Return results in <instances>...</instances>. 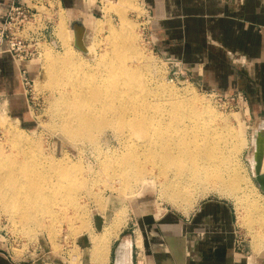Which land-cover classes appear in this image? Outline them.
Masks as SVG:
<instances>
[{
    "label": "rangeland",
    "instance_id": "374dc122",
    "mask_svg": "<svg viewBox=\"0 0 264 264\" xmlns=\"http://www.w3.org/2000/svg\"><path fill=\"white\" fill-rule=\"evenodd\" d=\"M77 1L79 9L83 12L75 10L74 1L70 0H66V3L63 1L62 8L57 11V17H54L57 37L51 45L43 49L41 58L36 60L33 66L30 64L32 70L30 78L33 82L26 90L20 89L19 105L12 107L8 97L0 98V104L4 103L5 109L4 114L0 110V157H8L9 161H12L13 156L16 155L14 151L16 147H20V150L28 149L31 157L21 152V159H30L38 170L45 173V182H50L52 185L50 190L64 188L68 191H76L77 208L73 209L69 206L62 210L58 218H55L56 221L44 218L41 220L42 224H39L38 218L34 217L24 229L20 226L22 221L17 215H9L0 206V250H8L17 259L29 260L39 255L38 249H42L45 261L77 264L79 252L76 247V237L90 227L93 215L114 216L112 223L101 233L94 234L92 238V242H95H93L94 252L103 253L108 250L112 231L120 225L126 215H134L141 204L146 203V207L152 212L191 215L198 205L206 200L225 202L230 207L234 215L237 238L242 240L246 250L255 252L263 248L264 217L256 215V210L251 208V204L264 206V193L253 178L252 163L253 132L264 119V113L259 116L252 115L245 104L246 98L237 103L236 100H231L230 96H223L227 94L203 89L194 80L191 70L186 69L181 62L176 60L179 63H171L169 59L159 54L149 41L150 21L142 0ZM60 19L63 22V29L58 32L56 24ZM75 19L82 20L86 26L84 41L91 50L90 53L80 51L72 43L70 24ZM115 32L130 35L132 38L127 41L128 46L136 48L143 63L150 66L147 77V86L150 90L156 89L158 95L164 99L175 95L188 99L192 95H197L203 102L210 104V108L219 114V119L223 116L227 124L233 127L239 145L234 144L237 148L232 151L229 145L220 146L218 171H221L227 180L237 172L239 195L244 203L248 202V207L243 203L240 204V199L225 192L224 194L207 183L197 184L198 186L193 187L189 199L179 205L175 204L172 199H168L161 184L163 178L165 179L162 183L167 179L170 171H162L158 167L154 169L150 162L143 164L138 170L144 171L147 177L140 184L135 183L133 173L127 176L132 184L127 188L122 186V183L109 178L106 164H110L115 171H118L124 161L137 157L140 148L146 147L145 140L148 139L144 135H125L118 132L112 123V116L107 115L103 119V127L93 130L90 134L68 137L57 129L52 110L59 92L49 88L46 82H42V79L46 78L44 52L50 50L60 55L65 46H68L74 55L72 58L78 63H85L86 66L87 64L93 66L100 53L105 52L107 55L100 62L102 68L99 65L100 71L103 72L106 70L105 63L110 65L111 58L108 54L111 49V37ZM65 67L61 66V68ZM20 83L22 84L21 78ZM122 87L125 88L123 85ZM148 101L154 104L151 110H155L157 103L153 100ZM170 107L168 116L164 115L169 118L171 114L170 119H174L171 117L180 114L181 111L188 120L193 113L192 107L185 102L179 106L180 109ZM226 121L223 122L224 125ZM12 134L18 136L14 142H12ZM262 168L264 170V159ZM242 207L245 212L242 211ZM239 211L244 215L240 216ZM116 213L120 214L116 215ZM98 238L101 241H98ZM100 242L104 243V248L102 246L99 248Z\"/></svg>",
    "mask_w": 264,
    "mask_h": 264
},
{
    "label": "bare ground",
    "instance_id": "6f19581e",
    "mask_svg": "<svg viewBox=\"0 0 264 264\" xmlns=\"http://www.w3.org/2000/svg\"><path fill=\"white\" fill-rule=\"evenodd\" d=\"M62 23L61 19L57 21L58 32L63 29ZM131 38L130 35L122 32L114 33L108 54L111 58L110 65L105 63L106 70L103 72L100 71L102 68L100 62L107 55L105 52L100 53L93 66L76 62L68 46H65L60 55L50 50L44 52L46 78L42 79V82H46L49 88L59 92L56 99L54 97L52 110L57 129L68 137L90 134L93 130L103 127V119L107 115L112 116V123L118 132L125 135H144L148 139L145 140L146 147L140 148L137 157L124 161L118 171H115L110 164H106L109 178L122 183V186L127 188L132 185L127 176L133 173L135 183L140 184L147 177L144 171L138 170L143 164L150 162L154 169L158 167L162 171H170L167 179L162 183L165 179L163 178L161 184L168 199H172L175 204L179 205L189 199L193 187L197 184L207 183L222 193L240 199L239 203L248 207V202L244 203L239 195L237 172L227 180L223 173L218 171L220 146L229 145L232 151L237 148V144L239 145L233 127L227 124L223 116L219 119V114L210 108V104L203 102L197 95H192L188 99L176 95L164 99L158 95L156 89L150 90L147 86L150 66L143 63L136 48L128 46L127 41ZM71 39L73 43L72 28ZM87 48V53H90L91 50L88 46ZM63 65L66 67L61 68ZM148 100L157 103L155 110H151L154 104ZM184 102L193 109L190 119L186 120L181 111L180 114L171 117L174 119H170L171 114L169 118L164 116H168L170 106L180 109L179 106ZM224 121H226L225 125ZM258 125L264 126V119ZM12 135L14 142L18 136ZM21 150L20 147L14 149L16 155L13 156L12 161H9L8 157H0L2 210L9 215H17L22 221L20 226L25 229L29 225V220L34 217L38 218L39 224H42L41 220L44 218L56 221L55 218H58L62 210L69 206L74 209L77 204L76 191H68L64 188L50 190L52 185L50 182H45V173L38 170L30 159H21V152L31 157L29 150L25 148ZM161 163L163 164L160 165ZM243 207L241 209L245 212ZM251 208L256 210V215L264 217V206L252 203ZM239 214L244 215L241 211ZM98 241L101 240L98 238ZM102 242L99 243V248L100 246L104 248Z\"/></svg>",
    "mask_w": 264,
    "mask_h": 264
},
{
    "label": "crops",
    "instance_id": "0c3cea01",
    "mask_svg": "<svg viewBox=\"0 0 264 264\" xmlns=\"http://www.w3.org/2000/svg\"><path fill=\"white\" fill-rule=\"evenodd\" d=\"M70 1L83 12L77 0ZM142 2L159 54L181 62L203 89L240 93L252 115L264 113V0ZM8 5L9 0H0V21ZM34 62L27 65L29 76ZM19 77L10 54H0V98L8 97L12 107L21 101ZM0 110L4 114V103ZM147 209L144 203L126 215L103 253L94 252L92 238L114 216L93 215L90 227L76 237L77 264H264V247L235 249L234 215L225 202L206 200L191 215ZM38 251L22 260L2 249L0 264H65L45 261Z\"/></svg>",
    "mask_w": 264,
    "mask_h": 264
},
{
    "label": "built area",
    "instance_id": "2783aa9c",
    "mask_svg": "<svg viewBox=\"0 0 264 264\" xmlns=\"http://www.w3.org/2000/svg\"><path fill=\"white\" fill-rule=\"evenodd\" d=\"M62 6L63 0H9L5 15L0 21V54H10L25 90L33 82L27 65L40 59L42 50L51 45L57 37L54 17H57V11ZM148 36L153 46L149 33ZM169 61L179 63L176 59ZM223 96H230V99L236 100L237 103L244 99L240 93ZM234 247L244 250L242 240L237 238V232Z\"/></svg>",
    "mask_w": 264,
    "mask_h": 264
},
{
    "label": "water",
    "instance_id": "95a60500",
    "mask_svg": "<svg viewBox=\"0 0 264 264\" xmlns=\"http://www.w3.org/2000/svg\"><path fill=\"white\" fill-rule=\"evenodd\" d=\"M71 28L74 34L73 44L80 51L87 53L88 48L84 41V33L86 30L85 24L80 19H75L71 22ZM254 136V151H253V178L260 190L264 193V126L258 125L253 132Z\"/></svg>",
    "mask_w": 264,
    "mask_h": 264
},
{
    "label": "trees",
    "instance_id": "16d2710c",
    "mask_svg": "<svg viewBox=\"0 0 264 264\" xmlns=\"http://www.w3.org/2000/svg\"><path fill=\"white\" fill-rule=\"evenodd\" d=\"M63 1H64V3H66V2H65L66 0H63Z\"/></svg>",
    "mask_w": 264,
    "mask_h": 264
}]
</instances>
